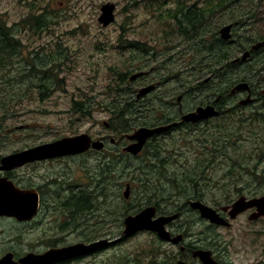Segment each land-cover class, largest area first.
<instances>
[{"label": "rangeland", "instance_id": "374dc122", "mask_svg": "<svg viewBox=\"0 0 264 264\" xmlns=\"http://www.w3.org/2000/svg\"><path fill=\"white\" fill-rule=\"evenodd\" d=\"M159 1L165 2L157 6L156 2ZM204 1L0 0V14L10 25L20 22L33 10L36 14L50 7L57 13L52 17L49 29L30 31L18 28L16 33L22 45V51L13 57V64L9 69H0V87L5 86L4 82H8L10 84L8 86L14 84L18 90L14 96H10V105L7 108L0 107V115L4 118L0 128V153H10L26 145L47 143L81 133H88L93 138H97L103 134L115 135L123 131L129 132L131 131L129 129L133 127L136 130L146 126L141 125V122H135V125L127 130L125 127L133 122L116 120L115 114L109 110L112 107V101L114 100V107L116 104L120 107L121 103L117 100L124 103L134 95L138 99L132 88L138 86V90L141 89L139 95L144 96L150 91L142 93L148 85L160 83L162 78L166 79L169 76H172L170 80H175L173 77L175 74H178L177 78H180L183 84L184 107L214 99L215 86L222 85L226 88V81L217 79L218 81L214 80L212 84L210 82L208 84L205 80H209L211 74L206 70L199 73L203 67H207L206 59L199 60L202 57L200 54L204 51L198 53L197 57L193 56L196 54L193 51L202 44V40L209 38L208 34L203 31L194 39H182L177 35L178 29L173 18L168 15L169 11L173 12L172 8H175L179 2L205 5ZM213 1L218 2V0ZM223 1L225 6L207 22V28L218 30L221 35L220 29L224 25L235 21L238 16L241 17L240 14L243 11L249 12L252 9L259 14V17L247 20L252 21L250 22L252 26H248L246 22L238 23V21L236 33H233L234 40L238 39L239 33L248 34L253 31V35L264 34V0ZM108 2L116 5L115 20L105 26L99 21V17L102 5ZM210 45L211 43H208L205 48L208 49ZM232 46H238L237 41ZM239 46L242 45L239 44ZM239 54L237 57L242 56V52ZM38 67L44 70L41 76H39ZM140 71H147L149 76L134 83L131 77ZM168 88H172V85L168 84ZM189 88L192 89L189 90ZM179 93L180 91L177 94ZM177 94L174 95L175 102H178ZM74 101L82 104L74 106ZM148 101L147 95L144 100L140 98L135 102L145 106L143 111L147 114L146 117L154 120V116L163 117L161 113L163 111L157 108L159 104L156 101V103L151 102L152 105L155 104L156 110L148 112L147 106L150 103ZM79 107L87 108L88 114H83L77 109ZM238 113H240L239 117L243 118V125L240 126L242 127L241 144L246 151L251 150L252 145H255L253 140L258 141V139L250 130L264 129V127H259L258 122L251 123L253 119L245 118L240 111ZM206 125L204 123L173 130L159 140L153 141L156 146H147L148 144L146 146L152 149L159 147L168 155L177 154L178 166L187 168L195 162V154L192 151L201 149L197 142L207 138L206 134L209 131L205 130ZM113 126L117 127L118 131L112 129ZM112 130L114 133L111 132ZM261 141L263 142L260 138L258 145L264 144ZM96 152L100 154L96 156L94 152H90L84 156L85 160L82 157L71 160L70 171L72 180L85 172L88 175L86 185L88 189L92 175L98 177L97 180L101 183L100 189H103L104 185L108 187V195L106 198L102 197L101 201L104 208L114 207V216L107 215L108 223L103 226L106 228L107 235L102 236L100 240L107 242L110 240L108 236L114 238L110 231L114 233V231L122 230L115 224L122 222L125 216L123 212L131 209V206H136L135 212H138L141 211L139 210L142 208L139 206L141 203L143 207L145 204L151 206V204L159 203L157 205L159 208L171 211L180 206L183 207L184 203L189 201L173 191V188L162 191L151 186L147 192L142 184L147 177L151 182L153 180L158 183V176L161 178L165 176L162 172L161 175H153V167H155L153 165L157 161L151 156L148 157L151 161L148 158L145 161L144 152H140L137 156L127 153L130 158L126 159V154L116 151L110 143L104 150ZM102 159L110 162L107 168L103 167ZM239 159H244V155ZM140 165L145 171L139 170ZM223 168L224 164L218 166L220 173L223 172ZM218 170H214V173L216 174ZM101 175L105 178L101 179ZM112 177H114V198L111 196ZM209 180L206 195L210 201L208 204L213 205L211 202L219 198L223 191L220 186L214 184L215 181L212 178H203L201 181L206 183ZM128 184H130L131 193L129 199H125L124 192ZM253 185L260 186L261 191L255 193L244 190L243 195L252 197L264 193V182ZM149 197L158 199V202L151 200V203H146ZM249 215L250 212L242 214L232 221L233 225L230 228L219 229L221 239L225 242L224 247L227 246L225 251L227 260L231 264H264V218L251 221ZM113 217L114 226L110 225ZM94 232L92 231L91 235ZM160 255V246L153 235L141 233L131 240L120 242V245L116 247H110L98 258L96 257L97 260L87 258L74 264H128V260H132L134 264H151L159 259Z\"/></svg>", "mask_w": 264, "mask_h": 264}, {"label": "flooded vegetation", "instance_id": "af4514ba", "mask_svg": "<svg viewBox=\"0 0 264 264\" xmlns=\"http://www.w3.org/2000/svg\"><path fill=\"white\" fill-rule=\"evenodd\" d=\"M191 4L194 5L197 3L194 2ZM228 23L233 24L232 33L235 34V28L238 24L237 21ZM262 40H264V37ZM236 41L233 36V39L228 41V43L234 45ZM253 43L251 46L246 44L245 48L240 46L242 50L240 49L238 54L242 52L243 55L249 52V55L245 59L242 56L235 58V62L243 66V69L253 68L256 65L261 66L264 61V46L260 49L253 50ZM177 75L175 74L173 76L175 80H170L172 76H169L166 79L162 78L160 83L157 82L148 85L150 91L144 96L139 95L141 89L138 90V86L132 88L133 93L136 94L138 99L134 95L129 100L130 102L139 101L140 98L144 100L145 96L148 95V102H150L147 106L148 112L156 110L155 104L152 105L151 102H157L159 104L157 108L163 111L161 112L163 116L161 117V121L153 125H146L147 127L178 123L167 130V132L159 135L155 134L149 138L145 146L152 141L159 140L162 136L173 130L189 125L199 126L204 124L210 118L194 123L182 121V117L185 114L197 110L199 106L211 104L218 110L221 107L227 111L237 109V111L239 110L241 112V115L248 119L260 118L264 113V80L251 81V79L246 78L245 82L249 84V88L232 92L236 84L232 85L229 89L228 100L216 97L214 99H207L203 103L184 107L183 99L185 98V93H183L182 81L179 80L180 78H177ZM148 76L149 73L147 71H140L134 74L131 80L137 83V81L140 82ZM168 84H171L172 88H168ZM178 91H180L179 94H177ZM175 94H177L176 101L178 102L174 100ZM136 103L138 104V102ZM144 114L146 113L144 112ZM154 118L156 117L154 116ZM134 131L135 128H132L129 132L123 131L115 135L103 134L97 138L89 135L93 140H102L104 142L102 150L110 143L116 151L127 154L128 152L124 148L133 142L128 136ZM111 132L114 133L113 130ZM40 144L43 143L26 145L10 153H0V262L2 264H23L22 261L27 256H36L38 258L39 255L51 249L63 248L77 243L92 244L100 242L102 241L100 240L102 236L107 235L106 228L103 227L108 223L109 219L107 215L113 214L114 216V207L104 208L103 202L101 201L102 197H107L108 187L106 186L105 190L100 189L99 186L101 183L97 180L98 177L96 175L90 177L89 190L91 192L86 191L88 175L85 172L74 180L71 178V160H76L81 157L85 160L84 156L90 152H94L96 156L100 154L92 147L80 154L35 160L26 162L21 166L9 167L4 164L3 157L6 155L20 152ZM113 180L114 177H112L111 184L113 189L111 196L114 198ZM256 196H264V193ZM129 197H125L124 195L125 199H129ZM248 197L251 198V196ZM190 202L191 200L184 203L185 205L183 207L180 206L171 211H167L161 207L159 208L157 206L159 204H151L157 207L154 220L159 217L171 218L165 223V229L169 232V239L161 238L158 231L150 229L140 230L125 236L123 234L125 217L130 214H136L139 211H134L127 215L123 212L125 216L122 222L115 224L117 227L120 226L122 230L119 232L114 231V233L109 232L114 235V238L108 236L107 238H110L109 241H105L101 247L96 248L88 254H82L53 264H74L87 258L97 260L110 247H116L120 245V242L124 243L141 233L153 235L154 240L160 246V258L151 264H205L197 254L199 250L210 251L212 258L217 264H231L227 260V253L225 252L227 251V246L224 247L225 242L221 239L219 229L222 227L230 228L233 225V220L249 212L251 215L256 208H249L237 215L230 223L228 222V224L222 225L202 217L200 210L192 207ZM231 203L222 205L211 204H213L212 206L220 216L228 220L230 214L228 211L223 210L222 207ZM19 206H22L23 209ZM144 207H147V205ZM144 207L139 210L144 209ZM263 218L264 216L254 220L249 218V220L255 221ZM110 225L114 226V217L111 219ZM92 231L95 232L91 235ZM128 264L134 263L132 260H128Z\"/></svg>", "mask_w": 264, "mask_h": 264}, {"label": "trees", "instance_id": "16d2710c", "mask_svg": "<svg viewBox=\"0 0 264 264\" xmlns=\"http://www.w3.org/2000/svg\"><path fill=\"white\" fill-rule=\"evenodd\" d=\"M164 2L165 1H159L156 3L157 6H159ZM204 2L205 5H200L198 3L192 5L179 2L175 8H172L173 10L171 11L173 12L170 13L169 11L168 15L173 18L172 20L178 29L177 35L182 39H194L201 35L203 31L208 34L207 36L209 38L206 37L202 40V44L196 47L193 51V53H196L193 56L197 57L202 50L204 51L200 54L202 57H200L199 60H202V58L206 59L205 64L207 67H203L199 73L206 70L211 74L209 80H205L208 84L209 82L212 84V82L217 79L222 81L225 80L227 85L226 88H223L222 85L221 87L216 85L215 88H213L215 98L220 97L223 100H228L229 89L232 85L237 84L240 81L242 82V80L245 81L246 78L251 79V81L264 80V61L261 66L245 69H243V66L238 65V63L235 62L238 50L245 48L246 44L251 46L252 42L256 43L259 40L261 41L264 34L256 33L253 35L254 32L247 28L250 33H239L237 35L238 46H232L231 43H228V41L221 37L218 30L207 28V22L211 20L217 11L222 10L225 6L224 1L218 0L216 3L213 0H205ZM238 7L240 8V6ZM56 14V11H52L50 7L48 9L46 8L45 11L36 14L33 10L30 11V14L27 17L13 25H10L6 18L0 14V69H9L13 64V57L20 54L22 51V45L20 44V40L17 38L16 33L18 32V28L22 30L29 29L30 31L49 29L48 27L52 21V17L56 16ZM240 15L241 17L238 16L235 21H239L238 23L246 22L245 24H248V26H252V23H250L252 21H247L248 19L252 17L257 19L259 17V14L253 12L252 9H250L249 12L243 11ZM252 29H254V27H252ZM208 43H211V45L206 49L207 47L205 48V46ZM239 44L242 45V48ZM50 64L52 65V63ZM38 70L39 76H41L44 70L39 67ZM54 75L57 76L55 72ZM220 80L219 82H221ZM4 85L5 86L0 87V107L7 108L10 105V96H14L15 92L18 90L15 88L14 84L8 86L10 84L4 82ZM191 89L192 88H189V90ZM117 102L121 103V106L118 107L116 104V107H114L113 100L112 107H110L109 110L113 112L112 114H115L116 120L125 121L126 123L133 122L130 123V126L125 127L127 130L134 126L135 122H141V125H153L161 121V118H155L154 120L146 117L147 115H144L143 111L145 106H140L134 101L130 102L127 100L122 103L117 100ZM80 104L82 103L77 101H74L73 103L74 106ZM77 109L83 114H88L87 108L79 107ZM238 112L239 110L237 111V109L225 111L221 107L217 116L212 117L205 122L207 124L205 130L208 129L209 133L206 134L207 138L204 140L200 139L197 142L199 144L198 147L201 149L192 151V153L195 154V162L192 163V166L187 168H182L181 165L178 166L179 158L177 154L170 153L168 155L164 151H161L159 147H157L158 149H152L156 144H153V141L152 144L150 142L147 146L152 147L147 148L146 146L142 151V153L144 152L145 154V161H147L149 156H151L152 159L154 158L157 163L153 165L155 166L153 167V175H161L162 172L165 178L158 176L157 179H159V182L157 183L153 180L151 182L147 177L144 180L145 182L142 183L146 187L147 192L151 186L156 189H161L162 191L173 188V191L182 195L186 200H200L210 203L207 199L208 196L206 195L207 184H210V180L206 183H203L201 180L203 178H212L215 181L214 184L220 186L223 192L219 198L211 203L222 205L231 203L238 195H243L244 190L254 191L255 193L261 191L260 186L253 184L264 182V144L258 145L260 138L263 140L261 143H264V129L250 130L257 136L258 141L253 140L255 145H252L251 150L246 151L243 148L244 145L241 144L242 127L240 128V126L243 125V118L239 117L240 113ZM3 120L4 118L0 115V128H2L1 122ZM162 121L164 120L162 119ZM257 122L260 123L259 127H264V113L262 114V118H253L251 123ZM111 128L115 130L117 127L113 126ZM116 131H118V129H116ZM243 155L244 159H239L242 158ZM120 157L121 156H119V158ZM125 158L129 159L130 155L126 154ZM148 160L151 161L149 158ZM101 161L104 163L103 167L107 168L110 162L106 161V159H102ZM221 164H224V170L222 173L218 170V166ZM169 167L171 168L170 170ZM138 168L140 171H145L141 165ZM216 169L218 171L215 174L214 170ZM102 177L105 178L101 175V179ZM106 186L107 185L103 186L104 190L106 189ZM86 191L91 192L88 188H86ZM143 192L146 194L145 191ZM151 200H157L158 202V199H152L149 197L146 203H151ZM139 206L143 207L142 203L139 204ZM130 208L131 209H128L125 212V215L133 213L137 207L131 206Z\"/></svg>", "mask_w": 264, "mask_h": 264}, {"label": "water", "instance_id": "95a60500", "mask_svg": "<svg viewBox=\"0 0 264 264\" xmlns=\"http://www.w3.org/2000/svg\"><path fill=\"white\" fill-rule=\"evenodd\" d=\"M115 9L116 5L114 3L108 2L103 4L101 7V16L99 17V21L105 26L114 22ZM232 28L233 24L224 25L220 29L221 37L225 40L232 39ZM263 46L264 40L259 41L258 43L253 45L252 48L253 50H257ZM248 55L249 52H246L243 54L242 58L245 59ZM149 88L150 87L144 88L142 93H146L147 91H149ZM247 88H249V84L245 81H242L235 85L232 92ZM218 114V109H216L215 106L208 104L205 107H199L194 112L185 114L182 117V121L194 123L211 117H215ZM177 124L178 123H171L160 127L141 126L133 133L129 134L128 138L133 142L127 145L124 150L133 155H138L143 150L149 138H151L155 134L167 131ZM103 146L104 142L102 140H93L88 133H81L75 136H66L52 142L43 143L20 152L6 155L5 157H3V162L6 166L8 165L9 167L21 166L26 162L35 160L80 154L86 152L91 147L97 150H101L103 149ZM130 191L131 187L130 184H128L124 192L125 197H129ZM190 203L192 207L200 210V214L202 217L222 225L228 224V222L230 223V221L235 219L237 215L248 210L249 208H256V210L249 216L251 220L264 216V196H255L249 198L245 195H242L238 197L233 203L227 206H223L222 209L228 211L230 214V218L228 220L220 216L215 208L208 204H205L200 200H192ZM156 213L157 207L155 205H151L145 207L136 214L127 215L124 219L125 228L123 234L126 236L140 230L150 229L158 231L161 238L169 239V232L165 229V223L171 218L159 217L154 220ZM104 243L105 241L95 242L92 244L77 243L63 248L51 249L46 253L39 255L38 258H36V256H27L23 259L22 263L53 264L55 262L73 258L82 254H88L94 251L96 248L101 247ZM197 254L201 257L205 264H217V262L212 258L210 251L199 250L197 251ZM0 264L2 263L0 262Z\"/></svg>", "mask_w": 264, "mask_h": 264}, {"label": "bare ground", "instance_id": "6f19581e", "mask_svg": "<svg viewBox=\"0 0 264 264\" xmlns=\"http://www.w3.org/2000/svg\"><path fill=\"white\" fill-rule=\"evenodd\" d=\"M232 39H233V33H232ZM232 39H230V40H232ZM225 40V39H224ZM230 40H226V41H230ZM259 42V41H258ZM258 42H256V43H258ZM256 43H254L253 45H255ZM243 56V55H242ZM199 107H203V106H199ZM198 107V108H199ZM205 107V106H204ZM197 108V109H198ZM196 111V110H195ZM219 111V110H218ZM194 112V111H193ZM212 118V117H211ZM158 127H160V126H158ZM165 132H167V131H163V132H161V133H158V134H156V135H159V134H163V133H165ZM94 149V148H93ZM144 149V148H143ZM143 151V150H142ZM128 154H131V153H129L128 152ZM140 154V153H139ZM131 155H133V154H131ZM134 156H137V155H134ZM130 193H131V191H130ZM192 201V200H191ZM202 202H204V201H202Z\"/></svg>", "mask_w": 264, "mask_h": 264}]
</instances>
